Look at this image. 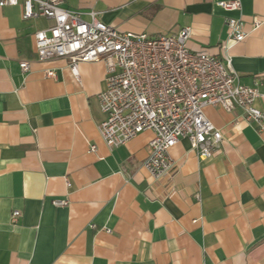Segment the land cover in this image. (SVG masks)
<instances>
[{"label":"crops","instance_id":"obj_1","mask_svg":"<svg viewBox=\"0 0 264 264\" xmlns=\"http://www.w3.org/2000/svg\"><path fill=\"white\" fill-rule=\"evenodd\" d=\"M63 1L121 33L190 28L189 50L219 57L226 18L240 19L247 36L228 54L264 110V0L240 11L218 6L233 0ZM22 12L0 7V264H264V132L240 110L206 107L224 132L217 152L200 158L181 139L173 174L156 180L143 166L151 132L112 150L100 135L104 63H81L79 82L67 59L38 61L35 33L53 22Z\"/></svg>","mask_w":264,"mask_h":264},{"label":"built area","instance_id":"obj_2","mask_svg":"<svg viewBox=\"0 0 264 264\" xmlns=\"http://www.w3.org/2000/svg\"><path fill=\"white\" fill-rule=\"evenodd\" d=\"M63 0H0V7L21 5L24 20L46 18L53 24L35 33L37 59L50 62L67 59L80 82L81 63L103 62L106 87L98 95L106 118L99 127L105 144L112 150L126 145L144 132H151V153L143 166L156 180L171 177L175 163L170 152L181 139L189 140L200 158L212 157L224 140V132L206 116V107L227 112L240 110L237 120L253 123L264 132V110L256 106L258 86L242 85L232 68L228 50L245 40L240 19L228 17L229 33L222 44L223 57L188 48L190 28L150 37L121 33L90 13L64 7ZM225 11H240L241 0L222 1ZM259 25L257 21L255 28ZM24 72L29 62L20 64ZM55 77L54 71L47 73ZM96 151V146L91 147ZM67 206V201H55ZM21 212L16 210L12 222ZM95 228V226H93Z\"/></svg>","mask_w":264,"mask_h":264}]
</instances>
